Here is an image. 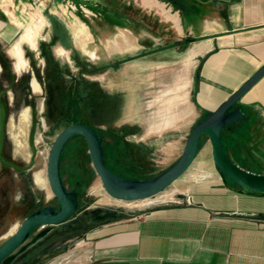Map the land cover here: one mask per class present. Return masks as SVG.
<instances>
[{
    "label": "rangeland",
    "instance_id": "374dc122",
    "mask_svg": "<svg viewBox=\"0 0 264 264\" xmlns=\"http://www.w3.org/2000/svg\"><path fill=\"white\" fill-rule=\"evenodd\" d=\"M158 1L171 13L176 12L169 3ZM54 19L62 26V32L52 41ZM180 27L178 30L171 21L165 20L157 9L143 7L139 0H0V41L8 42L10 54L16 43L18 47L21 44L25 51V69H36L46 75L43 84L46 89L50 88L49 103L47 99L37 100L40 124L34 141L42 204L58 207L48 186L45 166L53 139L70 123V114L65 110L71 104L65 90L70 87V76L80 77L76 59L88 70L87 79L100 81L110 91L113 88L125 91L124 121L140 128L135 135L121 138L117 132L107 130L116 127L113 123H94L105 164L112 172L125 178L143 179L137 173L140 169L137 162L131 157L132 143L150 147L154 140L162 139L152 148V176L178 158L191 127L206 115L194 106L193 64L189 51H181L186 33L181 23ZM29 31L33 33V47L15 39L17 34L21 36ZM28 58H33V63ZM65 72L70 74L68 78L61 76ZM244 115L243 120L223 131L222 140L238 164L264 172V112L249 108ZM28 133L27 114L15 123L9 122V141L16 144H9V151L11 147L18 150L25 161L31 154ZM87 154L84 139L71 138L62 151L60 174L66 189L76 190L81 207L87 205L89 211L110 209L117 211L118 216L130 217L155 206L187 204L226 191L213 169L207 142L203 143L191 168L164 192L167 197L133 204L108 198L93 170L91 175ZM28 191L25 186L24 199L29 198ZM34 208V204L25 203L23 217ZM68 224L45 228L51 233L43 245L52 241L60 246L63 241L72 240L71 251L80 255L86 250V244L80 229ZM40 230H34L33 234Z\"/></svg>",
    "mask_w": 264,
    "mask_h": 264
},
{
    "label": "crops",
    "instance_id": "0c3cea01",
    "mask_svg": "<svg viewBox=\"0 0 264 264\" xmlns=\"http://www.w3.org/2000/svg\"><path fill=\"white\" fill-rule=\"evenodd\" d=\"M164 1L193 39L186 51L194 106L212 111L264 63V0ZM236 107L264 112V75ZM225 190L104 221L82 236L80 255L72 240L47 241L53 250L45 264H264V198Z\"/></svg>",
    "mask_w": 264,
    "mask_h": 264
},
{
    "label": "flooded vegetation",
    "instance_id": "af4514ba",
    "mask_svg": "<svg viewBox=\"0 0 264 264\" xmlns=\"http://www.w3.org/2000/svg\"><path fill=\"white\" fill-rule=\"evenodd\" d=\"M51 39L54 41L53 32ZM192 41L193 39L186 35L184 39L185 45L181 51H184ZM179 43L180 40L177 41L176 44ZM7 46V41H0V119L2 118L0 142V239L5 235H7L5 238L9 237L20 224L18 223L19 220L25 218L23 217L25 203L35 205V208L30 213L40 207L46 206V204L41 203L43 198H41V192L38 187L39 183L34 177L36 173H38L36 170L37 148L34 141L40 124L38 117L40 107L37 100L42 99L44 101L47 99L49 103L50 99V88L48 87V89H46L43 84L46 75L39 73L36 69H25V51L21 44H19V50L22 60L24 61V66L21 68H17L16 60L12 54L8 52ZM28 59L33 63V58ZM78 61L79 60L76 59L75 64L79 65L81 69L79 78L76 76L69 77L68 75L70 74L66 72L61 75L65 78L69 77L70 81V87L65 90V94L70 98L69 102L71 104V106H68L67 110H65L66 114H70V123L67 126L74 122L88 125L96 131L94 126L95 122L108 121L116 125V127H108L107 130L117 132L118 135L131 136L138 133L140 128L137 124L124 121L126 115L125 110L127 108L125 91L119 88H113V90L110 91L105 89L100 81L87 79L85 72L88 70ZM34 84L38 87L37 90L34 89ZM77 113H79V119L76 118ZM26 114L29 118L28 145L31 149V154L29 159L25 161L18 150H14V148L11 147L9 151L8 145L16 146V144L13 142L10 143L11 141H9L8 124L10 121L15 123L18 121L19 117H23V115ZM34 119L35 130L32 137ZM161 140L162 139H157L153 141L154 143H151L149 147L150 153L153 152L152 148L159 144ZM25 186L29 189V198L27 199L23 198ZM77 198L79 203L78 210L77 213L72 216V218L74 217V221H71L72 218L68 221V226H77V229H80L79 232L81 236L89 229L118 216L117 211L110 209L89 211L91 209L88 208L87 205L81 207L78 192ZM55 209H57V207H55ZM36 229L38 228L34 230ZM33 231L26 244L14 255L6 258L1 264H45L49 260L52 255L51 251L53 250V245H43V241L48 236L49 232L43 229L37 234H33ZM5 238H3L2 241H4ZM2 241H0V243ZM37 247L40 249L37 250Z\"/></svg>",
    "mask_w": 264,
    "mask_h": 264
},
{
    "label": "water",
    "instance_id": "95a60500",
    "mask_svg": "<svg viewBox=\"0 0 264 264\" xmlns=\"http://www.w3.org/2000/svg\"><path fill=\"white\" fill-rule=\"evenodd\" d=\"M17 34L15 39H18ZM264 75V63L214 110H204L206 116L193 124L178 158L166 169L146 179H130L112 172L105 164L101 139L96 131L85 124L72 123L53 139L46 160V177L51 194L58 203L40 207L26 216L4 241L0 243V264L24 246L35 228L41 230L68 222L78 210L76 190H67L61 174L60 161L67 142L82 137L87 145L90 165L101 186L113 201L128 204L147 202L160 196L193 165L203 143L210 147L211 162L221 184L239 195L264 198V172L244 168L224 149L221 131L244 119L245 115L236 103ZM32 137L35 130L33 121ZM2 118L0 119V142ZM140 213H134L138 216ZM84 236V235H82Z\"/></svg>",
    "mask_w": 264,
    "mask_h": 264
},
{
    "label": "trees",
    "instance_id": "16d2710c",
    "mask_svg": "<svg viewBox=\"0 0 264 264\" xmlns=\"http://www.w3.org/2000/svg\"><path fill=\"white\" fill-rule=\"evenodd\" d=\"M162 1H164V0H162ZM173 9L175 10V8H173ZM52 32H53V40L54 41L56 39H58V37H59L58 33L62 32V26L55 19L53 20V23H52ZM61 43L63 44V42H61ZM231 126L232 125L226 126L221 131V142H222V145H223L224 149H226V146H225V144H224V142L222 140V133H223V131L225 129L230 128ZM120 137L122 138V137H124V135L121 134ZM131 145L133 146L131 157L134 159V162H137V164H138V166L140 168L139 171H137V173L139 175H142L143 179L155 176L156 174L153 175V176L151 175L154 165H153V162H152V153H150V148L149 147H145L143 144H134V143H132ZM103 157H104V155H103ZM90 172H92V169H90ZM146 172H148V173H146ZM91 175L93 176V172L91 173Z\"/></svg>",
    "mask_w": 264,
    "mask_h": 264
},
{
    "label": "bare ground",
    "instance_id": "6f19581e",
    "mask_svg": "<svg viewBox=\"0 0 264 264\" xmlns=\"http://www.w3.org/2000/svg\"><path fill=\"white\" fill-rule=\"evenodd\" d=\"M143 7L148 9H157L164 17L165 20L171 21L178 30H181L179 25V17L177 13H171L170 9H166L163 5V3H160L158 0H139ZM19 40L25 41L30 46L33 47L34 45V39H33V33L31 31L22 34L19 37ZM14 47V46H13ZM12 56L16 59V66L17 68L23 67V60L20 54V50L18 47V43H16V46L12 49ZM34 89H38V87L34 84ZM36 178V181L39 183L41 182V177L39 173H36L34 176ZM7 235H5L3 238H5ZM0 239V241H2ZM6 239V238H5Z\"/></svg>",
    "mask_w": 264,
    "mask_h": 264
}]
</instances>
